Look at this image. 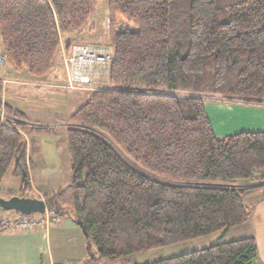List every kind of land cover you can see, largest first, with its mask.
I'll return each instance as SVG.
<instances>
[{"label":"trees","instance_id":"trees-1","mask_svg":"<svg viewBox=\"0 0 264 264\" xmlns=\"http://www.w3.org/2000/svg\"><path fill=\"white\" fill-rule=\"evenodd\" d=\"M93 0H0L9 63L35 79L51 73L62 39L81 34ZM113 61L108 89L71 115L66 129L74 220L90 264L172 247L246 224L264 184V133L218 138L207 102L264 106V0H109ZM70 45V44H69ZM68 45V46H69ZM0 189L12 171L32 191L28 133L0 86ZM38 198L36 196H32ZM50 212L60 203L44 197ZM254 238L215 243L148 264H255Z\"/></svg>","mask_w":264,"mask_h":264},{"label":"crops","instance_id":"crops-1","mask_svg":"<svg viewBox=\"0 0 264 264\" xmlns=\"http://www.w3.org/2000/svg\"><path fill=\"white\" fill-rule=\"evenodd\" d=\"M70 38L72 37L62 39L56 61L60 60L63 51L67 50L68 45L75 42L74 39L71 40ZM54 70L53 68L51 73ZM51 73L42 79L32 78L27 84L36 88L32 90L31 96L41 101H44L48 94L58 96L56 100L57 103L54 102V105L57 106V110H55V113L51 112L49 118L52 120L55 115H59V119L63 124L62 126H66L68 125L71 115L76 112L73 111L76 102L81 101V99L84 102L87 92L84 90L71 91L73 95L69 97L71 99L70 101L64 99V97L59 98L60 95L57 94L60 93L59 90H61L60 85L62 83V78L58 72ZM4 103L8 105L6 102ZM205 108L214 133L220 139L242 132L264 133V106L213 101L207 102ZM52 124L54 125L50 127H59L57 125L58 123ZM29 125L42 126L39 123L33 124L30 120ZM30 163H32L31 160ZM67 163L69 168V157ZM49 167H53V165L50 164ZM60 167L61 165L59 168ZM31 169H33V165H31ZM10 175L13 179L11 183L14 184L15 189L6 186V183H8L7 174L1 185L0 199L9 200L13 197H32V192H37V194L41 196L38 198L44 199V197L42 198V191H40V189L44 190L42 186H38L32 181V191L30 194H24L21 190L20 180L14 178L12 172ZM247 204L252 209L249 221L242 226L231 229L227 232V235L228 233L230 235L232 231L240 232H234L235 234L233 237L225 236L224 238L219 237V233H216L208 237L211 239L209 244L254 238L259 250V259L255 264H264V200L257 197L249 200ZM59 206H62L61 208L64 211L63 214L57 215L56 221L52 222L47 227L24 230L15 226H10L6 230L0 232V264H90L87 259L86 240L82 231L75 223L74 212H66L65 207L61 203ZM18 216L19 214L16 212H4V210L0 208V222L6 219L14 220ZM208 238L196 241H206ZM228 239L230 241H227ZM196 241L184 244H191ZM113 262H110V264ZM121 264H125V261L122 260Z\"/></svg>","mask_w":264,"mask_h":264},{"label":"rangeland","instance_id":"rangeland-1","mask_svg":"<svg viewBox=\"0 0 264 264\" xmlns=\"http://www.w3.org/2000/svg\"><path fill=\"white\" fill-rule=\"evenodd\" d=\"M93 4L94 11L89 24L85 27L81 34L70 38L71 40H75V42L70 45H92L97 48L106 49V51L109 53H114L109 41V0H93ZM60 64L61 58L59 61H56L54 66L55 70L53 71L55 73H60L62 78V83L60 85L61 90H59L60 93L57 95H60L59 98L64 97V99L70 101L71 99L69 97H71L73 93H71L69 90L66 91V89L63 87L65 85V78ZM105 74L106 73L104 71L101 72L97 77L95 84L89 90H85V92H87V95H85V101L83 102L81 99V101L76 102L73 111H77L80 109V107L88 103L95 92L109 88V75ZM3 78L8 80V83L5 85V87L0 84L2 88L3 101L11 106L14 110L25 113L31 123H39L42 125L39 127L52 128L54 130V133L49 135L28 133L26 136L27 153L29 159L32 161L31 165H33V169H31L32 181L35 182L34 184L43 187L44 190L39 188L43 194L42 198L45 197L47 201L50 200L51 203L60 202L65 207L66 212H74L73 195L70 187L71 176L67 163L69 153L66 142L67 139L65 138L66 129L70 125L62 126L63 124L59 119V115H55L52 120L49 118L51 112L55 113V110H57V106L54 105V102L57 103L56 100L58 96L48 94L44 101L32 97L31 92L36 88L28 85L27 82L32 78L34 79V77H32L27 70L19 71L10 63L5 68ZM52 123H58L57 125L59 127H50L54 125ZM50 164H52L53 167H49ZM59 164L61 165L60 168ZM15 166L16 162L8 172V183H6L7 187L13 189H15V186L13 183H11V180L13 179L10 174L14 170ZM30 192L27 194H30ZM31 195L41 197L39 194H37V192H32ZM35 216H37V214H35ZM234 232L240 231H232L230 235L229 233L227 235V233L222 232L219 233L218 236L221 238H224L225 236L233 237L235 234ZM210 240L211 239L208 238L206 241H196L191 244H180L172 247L152 250L150 252L140 253L138 255L129 257L127 264H148L155 261H160L162 259L184 255L190 253L191 251L200 250L204 247L212 245L213 243L209 244ZM227 241L230 240L228 239ZM121 261L122 259L117 260V264H121Z\"/></svg>","mask_w":264,"mask_h":264},{"label":"built area","instance_id":"built-area-1","mask_svg":"<svg viewBox=\"0 0 264 264\" xmlns=\"http://www.w3.org/2000/svg\"><path fill=\"white\" fill-rule=\"evenodd\" d=\"M112 61L113 53H109L106 49L97 48L92 45H71L67 50L63 51L61 56L60 65L65 78V85L63 87L69 91L89 90L95 84L101 72L104 71L105 75H109ZM8 64V56L0 36V84L4 87L8 83V80L3 78ZM0 118L2 121L8 119L4 107L0 110ZM257 184H264V167L254 169L245 181V185L247 186ZM55 221L56 214L49 211L39 218L34 216H18L14 220L6 219L1 221L0 232L10 226L24 230L44 228Z\"/></svg>","mask_w":264,"mask_h":264},{"label":"water","instance_id":"water-1","mask_svg":"<svg viewBox=\"0 0 264 264\" xmlns=\"http://www.w3.org/2000/svg\"><path fill=\"white\" fill-rule=\"evenodd\" d=\"M0 208L4 211H14L23 216L45 214L47 204L43 199L30 197H13L9 200L0 199Z\"/></svg>","mask_w":264,"mask_h":264}]
</instances>
